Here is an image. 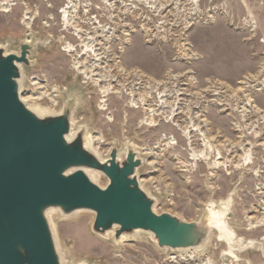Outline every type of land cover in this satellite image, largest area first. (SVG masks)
<instances>
[{"label":"rangeland","instance_id":"obj_1","mask_svg":"<svg viewBox=\"0 0 264 264\" xmlns=\"http://www.w3.org/2000/svg\"><path fill=\"white\" fill-rule=\"evenodd\" d=\"M85 37L99 63L83 48ZM32 38L24 97L51 116L72 104L76 128L90 133L103 161L132 147L157 214L200 222L223 204L234 236L231 249L214 232L199 254L161 249L144 232L119 244L113 233L93 231L94 213L55 211L49 221L64 264H264V0H0V48L19 55ZM78 61L95 66L82 74ZM133 74L151 85L187 75L183 83L193 85L178 89L193 106L176 102L179 91L173 116L147 114L143 100L128 96ZM109 182L97 179L101 188ZM249 242L262 248L242 250Z\"/></svg>","mask_w":264,"mask_h":264},{"label":"water","instance_id":"obj_2","mask_svg":"<svg viewBox=\"0 0 264 264\" xmlns=\"http://www.w3.org/2000/svg\"><path fill=\"white\" fill-rule=\"evenodd\" d=\"M30 41V42H29ZM37 40L22 42L20 54L0 48V264H64L47 212L71 217L95 214L93 231L154 237L161 249L191 250L201 245L219 211L210 207L200 222L157 214L155 200L143 191L136 172L142 161L129 147L121 159L114 148L101 161L84 146L85 128L72 141L74 106L59 116H38L21 101L22 66H30ZM85 170L109 179L103 189ZM51 213V214H52Z\"/></svg>","mask_w":264,"mask_h":264},{"label":"bare ground","instance_id":"obj_3","mask_svg":"<svg viewBox=\"0 0 264 264\" xmlns=\"http://www.w3.org/2000/svg\"><path fill=\"white\" fill-rule=\"evenodd\" d=\"M67 2H69V4L71 5L73 2H75V0H67ZM68 9L69 8L67 7L65 10H63V14H64L65 19L69 22L70 12H68L69 11ZM82 42H83V48H85V51L87 53L95 54L97 56V60L95 62L99 63L101 56L98 57L99 54H97L93 49L94 45H95L93 38L85 37L84 39H82ZM6 54H10V53H6ZM94 66H95L94 64H92L91 66H87L85 64L80 63L79 61L76 63V69H82L81 70L82 74L83 73H90L93 70ZM23 76H24V70L22 69V78H23ZM186 77H187V75L175 76V75L170 74L165 82L156 83L154 85H151L149 83H146L141 77H139V75L133 74V77H131L132 79H130L129 84H127V86H128L127 90L130 91V94H128V96L132 98V99L131 98L130 99H131V101H133L135 103V105H136L137 101L143 100V104L141 103V101H140V103L142 104V106L143 105L146 106V109H145L146 113L149 110L150 115H152V113H155L154 111L157 110L158 111L157 114L160 117H163V116L170 117V116H173L172 109L175 108L176 106H178L181 102H184V103L189 102L188 104L189 105L191 104V106H193L191 100H187L184 98L181 99V96H183V95L184 96L186 95V97H192V95L191 94H185L184 93L185 90H182V89L179 90L178 89L180 86H184V85L185 86H191V85H193L191 83H188V84L183 83V81H184L183 78H186ZM102 81L103 80L101 79L100 82H102ZM158 90L162 91L161 99H163V101H161V102H157L154 100L153 97H150L151 94L156 93ZM141 91H149L150 93L146 94V93L141 92ZM179 91H182V93L180 92V94H178L177 99L175 98L176 102L179 104L171 102V100L174 99L175 95ZM186 92H188V91H186ZM137 96L139 97L138 100L136 98ZM25 98H27V99H25ZM36 100H38V99H34L32 97L31 98L24 97L21 94V101L25 104V106L28 109L33 111L38 116L43 117V116L52 114L50 112V109H48V108L43 109L39 104L32 103L34 101L37 102ZM150 102H154V104L151 105ZM135 108H138V107L135 106ZM158 115L156 117H159ZM81 131H82L81 128H76L75 121H74V119H72L71 132L67 136L68 141L74 140L81 133ZM195 131H197V130H195ZM83 139H84L85 148L88 149L90 152H92L94 155H96L101 161H103V159L100 158L99 153L97 152V150L94 147L95 141H94V138H92V136L90 135V133L86 132ZM247 159L250 160L251 156L248 155ZM85 172L88 175V177L90 178V180L97 184V179L101 173H99L97 171H93V170H85ZM103 189H105V188H103ZM211 207L215 208L214 205H212ZM218 207H220L222 211H220L218 214L214 215V217L210 218V221L212 219H214L213 223L210 225L211 230L209 231L207 238L203 240L201 245L199 247L191 249V250H177L178 252H188V253H198V254L199 253H206L210 248L211 240L213 238L214 232L219 234V241L220 242L228 243L230 248H231V246L233 244L234 236H233L232 230L230 229V227L226 223V219H227L226 216L228 215V208H227V206H223V204L218 205ZM83 212H87V211H79V212L74 213L72 216H75V215H77L79 213H83ZM47 213H48V215H50L52 212L50 210ZM113 235H114V233H113ZM127 240H128L127 236H122V238L119 240L118 243L123 244ZM257 244L255 242H249V244L244 246L242 248V250L247 249V248H255V246ZM259 246H260L259 249H261L262 245H259ZM230 251H232V250H230Z\"/></svg>","mask_w":264,"mask_h":264},{"label":"flooded vegetation","instance_id":"obj_4","mask_svg":"<svg viewBox=\"0 0 264 264\" xmlns=\"http://www.w3.org/2000/svg\"><path fill=\"white\" fill-rule=\"evenodd\" d=\"M148 114V113H147ZM157 116V115H156ZM159 116V115H158Z\"/></svg>","mask_w":264,"mask_h":264}]
</instances>
